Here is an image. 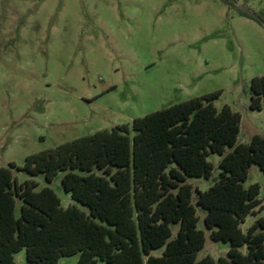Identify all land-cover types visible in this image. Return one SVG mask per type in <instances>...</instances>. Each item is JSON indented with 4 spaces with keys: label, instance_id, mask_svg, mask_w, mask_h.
I'll list each match as a JSON object with an SVG mask.
<instances>
[{
    "label": "rangeland",
    "instance_id": "rangeland-1",
    "mask_svg": "<svg viewBox=\"0 0 264 264\" xmlns=\"http://www.w3.org/2000/svg\"><path fill=\"white\" fill-rule=\"evenodd\" d=\"M263 75L264 0H0V168H21L29 156L130 128L134 119L216 92L214 107L240 116L237 144H248L264 138V108L249 109L250 81ZM207 160L217 177L220 157ZM63 175L49 183L42 174L12 170L18 185L50 188L63 208L87 213L64 192ZM187 182L201 192L212 183ZM252 184L264 205L257 166L243 187ZM197 215L205 234L197 260L225 257L229 244L212 241L203 213ZM259 217L264 210L247 217L242 230ZM78 257L57 264H76ZM14 262L27 264L24 249Z\"/></svg>",
    "mask_w": 264,
    "mask_h": 264
},
{
    "label": "trees",
    "instance_id": "trees-1",
    "mask_svg": "<svg viewBox=\"0 0 264 264\" xmlns=\"http://www.w3.org/2000/svg\"><path fill=\"white\" fill-rule=\"evenodd\" d=\"M249 92V109L260 111L264 75L250 81ZM219 96L194 98L134 119L130 128L29 156L21 168H0V264H15L23 249L27 264H57L77 254L76 264H264V218L241 228L264 210L260 186L243 187L251 166L264 175V138L237 144L240 116L226 106L217 110ZM210 154L220 157L215 178ZM13 169L42 174L49 183L64 172V192L88 212L63 208L50 188L18 185ZM188 178L212 183L201 192ZM198 210L210 239L229 244L225 257L197 260L205 244Z\"/></svg>",
    "mask_w": 264,
    "mask_h": 264
}]
</instances>
